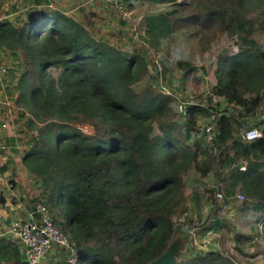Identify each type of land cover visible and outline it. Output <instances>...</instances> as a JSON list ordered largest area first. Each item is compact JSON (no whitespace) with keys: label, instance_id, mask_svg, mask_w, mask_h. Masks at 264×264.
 <instances>
[{"label":"trees","instance_id":"16d2710c","mask_svg":"<svg viewBox=\"0 0 264 264\" xmlns=\"http://www.w3.org/2000/svg\"><path fill=\"white\" fill-rule=\"evenodd\" d=\"M4 1L0 49L17 60L10 73L24 124L21 167L78 264H152L178 241L176 264H240L226 250L193 251L192 218L183 226L176 220L190 211L185 179L195 175L213 180L225 204L244 195L264 234V0H125L127 11L149 9L139 25L147 44L133 35L131 50L104 36L93 14L78 18L53 0H30L13 22L4 17ZM176 34L200 52L211 51L223 35L239 49L218 61L212 95L237 108L214 115L212 139L205 130L202 138L190 135L198 132L196 106L181 123L173 95L152 83L140 86L148 76L147 54ZM174 65L183 81L196 69L183 58ZM2 70L7 75L6 65ZM202 111L212 115L210 108ZM244 123L262 136L245 140ZM61 205L66 225L57 219ZM235 237L240 247L249 236ZM10 251L0 245L8 263Z\"/></svg>","mask_w":264,"mask_h":264},{"label":"rangeland","instance_id":"374dc122","mask_svg":"<svg viewBox=\"0 0 264 264\" xmlns=\"http://www.w3.org/2000/svg\"><path fill=\"white\" fill-rule=\"evenodd\" d=\"M15 1L16 3L11 4V2ZM20 1L22 0L4 1L2 12L6 19L13 22L18 19L17 17L24 9L16 8L17 5L13 4H17ZM25 2H21V7ZM58 2H60L61 7L65 11L78 18L86 14H93L97 28L102 31L104 36H109L115 46H119L125 50H131V38H133V35L136 41L143 40V43L147 41V37H138V34L143 31L139 27L140 22L145 12L149 10L145 5H141L138 10L126 11L130 16H126L124 19L122 14L121 21L119 17L112 14L114 11L112 9L113 6L106 0H58ZM164 7L159 6V9H163ZM85 8H93L94 10H98V13L90 12V10H86ZM10 14H16V16L10 17ZM173 39L168 43H164L160 50L156 52L150 51L147 54L148 76L140 86L143 87L146 83H152L155 86L165 88V94L168 93L175 97L176 101L173 102L174 109H176L175 105L177 101L187 97L188 101L185 102L196 106L191 111H194V118L196 119L198 128V132L190 131V135L202 138L204 137L205 128L215 126L213 122L214 115L230 114L233 111L235 112V108H237L229 104L224 97L213 96L212 94L217 84L215 72L219 59L226 55H236L239 49L228 35L221 36L219 43L213 46L212 50L208 52H200L193 42L191 44L186 42L183 38L179 37V34H176ZM182 58L187 61H192L196 66L190 78L185 81L181 78V74H178V70L174 65L175 62ZM15 65H17V60L12 57L8 58V63L6 64L8 77H11L10 70ZM0 76H2V68L0 69ZM1 92L3 93V99L0 97V110L9 111L8 114L11 116L14 112L12 108V104L14 103L10 97L15 96L16 93L11 91L10 96L9 92L7 94L4 93V89ZM210 98H212L211 102L209 101ZM209 108L212 115H204L202 110ZM262 114L264 116V106L259 112V116ZM178 115L179 121L184 123L186 119H189L190 112L188 111L186 114ZM252 123L257 124L259 122L255 120ZM10 127L11 121L9 120L8 128ZM246 127H248V124L244 123L243 129ZM83 128L86 130L89 128L91 130L92 126L82 125L81 129L83 130ZM26 137H29V135H26ZM208 141L201 139V144L204 145ZM185 182L186 196L188 198L187 205L190 208V211L187 213V220L192 218L194 222L193 228L198 231V236L196 237L197 239L199 238L198 241L205 239V243L208 244L207 246H202L203 249L205 251L219 249L229 251L240 264H264V234L261 231L262 227L259 225L256 215L253 214L254 212L248 211L245 208V203L239 201V199H231L228 204H225L223 201L216 202L215 196L218 193L216 192L215 195L216 185L213 180L208 178L200 179L192 175L187 176ZM215 202L217 206L213 207ZM50 217L52 219L51 213ZM57 219L61 224L66 225L67 217L63 205H61L60 214L57 216ZM247 221L251 223H247ZM222 226H226L227 229L221 230L220 228ZM237 233L249 236L244 237L245 240L243 242L246 243L245 245L239 247L235 237ZM195 250L202 249H193V251Z\"/></svg>","mask_w":264,"mask_h":264},{"label":"crops","instance_id":"0c3cea01","mask_svg":"<svg viewBox=\"0 0 264 264\" xmlns=\"http://www.w3.org/2000/svg\"><path fill=\"white\" fill-rule=\"evenodd\" d=\"M24 1H26L27 4H25L27 6H30L28 5L31 4L30 0H22L13 5H17L16 8L26 10L23 6L21 7V2ZM53 1L56 3L57 9L64 10L58 0ZM12 3H16V1ZM9 16L14 17L16 14H10ZM8 58H10V54L0 49V69L8 63ZM16 84V82L11 83V77H8V75L0 76L1 99H3L2 89H4L6 94L9 92L10 96V91L16 93L15 96L10 97L14 103L12 104L14 114L12 113L9 116V111L0 110V240H2L0 245L8 244L11 249V261L8 263L0 257V264H13L18 261L28 264L25 257L24 244L8 234L15 221L42 223V214L39 211V206L43 204H41L40 193L34 188L28 173L21 167L24 124L18 120V112L20 110H17L14 101L19 95L18 91L14 89ZM9 120L11 121L10 128H8ZM66 262H68V252L61 246H55L43 260V264Z\"/></svg>","mask_w":264,"mask_h":264},{"label":"built area","instance_id":"2783aa9c","mask_svg":"<svg viewBox=\"0 0 264 264\" xmlns=\"http://www.w3.org/2000/svg\"><path fill=\"white\" fill-rule=\"evenodd\" d=\"M109 4H111L115 10L123 14V18L125 19L126 16H130V14L126 13L125 10V0H106ZM52 7V5H51ZM143 32V33H142ZM139 38L147 37L144 31H141L138 34ZM4 70H2V74ZM187 97L181 98L176 103V111L178 114H186L189 110V106L192 107L194 104H190L188 102ZM196 102L195 100H193ZM179 110V111H178ZM264 116L262 117V119ZM210 128V129H209ZM209 128H205V130L209 133V138H213L212 133V126ZM83 131L86 133H92V129L89 128L84 129ZM262 136L261 130L258 128H244L242 132V137L245 140L253 141ZM247 163H244L243 170H246ZM218 201L224 200V194L220 193L217 195ZM239 201H244L245 196L239 195ZM39 211L42 214V223L36 224L33 222H24L21 220L15 221L11 228L8 231V234L11 235L14 239L22 242L25 246V257L27 259L28 264H43V260L46 255L55 247L61 246L68 252V263L69 264H78V255L76 250L74 249L73 245L69 242L68 238L62 232L60 228H58L52 221L50 217V212L44 205L39 206ZM187 215H184L176 220L177 225L183 226L187 220ZM195 229L192 228V235L194 236L191 242V247L196 249H203L202 246H207V243H201L195 236ZM196 231V230H195Z\"/></svg>","mask_w":264,"mask_h":264},{"label":"water","instance_id":"95a60500","mask_svg":"<svg viewBox=\"0 0 264 264\" xmlns=\"http://www.w3.org/2000/svg\"><path fill=\"white\" fill-rule=\"evenodd\" d=\"M180 248L179 242H175L166 254L155 260L152 264H176Z\"/></svg>","mask_w":264,"mask_h":264}]
</instances>
